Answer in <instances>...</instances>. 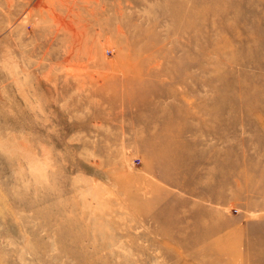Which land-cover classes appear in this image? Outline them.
<instances>
[{"label":"rangeland","instance_id":"obj_1","mask_svg":"<svg viewBox=\"0 0 264 264\" xmlns=\"http://www.w3.org/2000/svg\"><path fill=\"white\" fill-rule=\"evenodd\" d=\"M261 116L264 0H0V264H264Z\"/></svg>","mask_w":264,"mask_h":264},{"label":"bare ground","instance_id":"obj_2","mask_svg":"<svg viewBox=\"0 0 264 264\" xmlns=\"http://www.w3.org/2000/svg\"><path fill=\"white\" fill-rule=\"evenodd\" d=\"M52 11V10H51ZM56 16V15H55ZM55 21V20H54ZM66 22V21H65ZM70 22V21H69ZM262 117V116H261ZM262 123L264 124V117H262ZM182 133V129H177V135H180Z\"/></svg>","mask_w":264,"mask_h":264}]
</instances>
